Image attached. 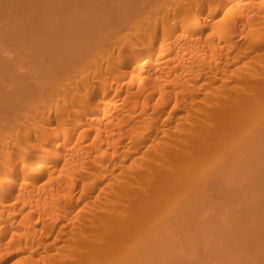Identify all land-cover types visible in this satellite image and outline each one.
Segmentation results:
<instances>
[{
	"label": "bare ground",
	"instance_id": "obj_1",
	"mask_svg": "<svg viewBox=\"0 0 264 264\" xmlns=\"http://www.w3.org/2000/svg\"><path fill=\"white\" fill-rule=\"evenodd\" d=\"M0 264H264V0H0Z\"/></svg>",
	"mask_w": 264,
	"mask_h": 264
}]
</instances>
